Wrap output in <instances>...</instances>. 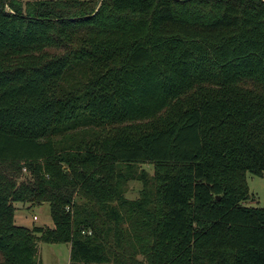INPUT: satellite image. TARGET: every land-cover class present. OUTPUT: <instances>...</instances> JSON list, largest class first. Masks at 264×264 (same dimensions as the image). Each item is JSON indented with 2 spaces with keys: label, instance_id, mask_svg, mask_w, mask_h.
Returning <instances> with one entry per match:
<instances>
[{
  "label": "trees",
  "instance_id": "1",
  "mask_svg": "<svg viewBox=\"0 0 264 264\" xmlns=\"http://www.w3.org/2000/svg\"><path fill=\"white\" fill-rule=\"evenodd\" d=\"M248 173L264 0H0V264H38L39 242L70 264H264ZM15 203H48L54 227Z\"/></svg>",
  "mask_w": 264,
  "mask_h": 264
},
{
  "label": "rangeland",
  "instance_id": "2",
  "mask_svg": "<svg viewBox=\"0 0 264 264\" xmlns=\"http://www.w3.org/2000/svg\"><path fill=\"white\" fill-rule=\"evenodd\" d=\"M31 1V0H22ZM99 1V0H98ZM137 175H141L142 171L146 172L149 182H153L157 187L159 185V177L156 166L150 163L137 165ZM26 170L24 177H26ZM247 182L250 188V195L245 204L255 207H264V176H257L251 173L247 174ZM125 197L129 200H138L144 189L142 179H130L126 184ZM16 206V223L22 226L33 228L35 225L54 227V222L50 213V206L46 204L31 205L30 203H15ZM35 216L38 219H35ZM39 258L38 264H70L71 245L60 243H40L39 242Z\"/></svg>",
  "mask_w": 264,
  "mask_h": 264
},
{
  "label": "water",
  "instance_id": "3",
  "mask_svg": "<svg viewBox=\"0 0 264 264\" xmlns=\"http://www.w3.org/2000/svg\"><path fill=\"white\" fill-rule=\"evenodd\" d=\"M101 1H102V0H99V4H101ZM218 199H220V196H218Z\"/></svg>",
  "mask_w": 264,
  "mask_h": 264
},
{
  "label": "built area",
  "instance_id": "4",
  "mask_svg": "<svg viewBox=\"0 0 264 264\" xmlns=\"http://www.w3.org/2000/svg\"><path fill=\"white\" fill-rule=\"evenodd\" d=\"M35 219H38V217H37V216H35Z\"/></svg>",
  "mask_w": 264,
  "mask_h": 264
}]
</instances>
